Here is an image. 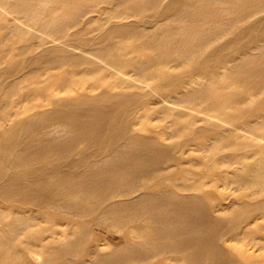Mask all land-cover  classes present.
I'll list each match as a JSON object with an SVG mask.
<instances>
[{"label":"bare ground","instance_id":"6f19581e","mask_svg":"<svg viewBox=\"0 0 264 264\" xmlns=\"http://www.w3.org/2000/svg\"><path fill=\"white\" fill-rule=\"evenodd\" d=\"M0 264H264V0H0Z\"/></svg>","mask_w":264,"mask_h":264},{"label":"rangeland","instance_id":"374dc122","mask_svg":"<svg viewBox=\"0 0 264 264\" xmlns=\"http://www.w3.org/2000/svg\"><path fill=\"white\" fill-rule=\"evenodd\" d=\"M95 232L96 233H101V234H103L106 238H107V240L108 241H110L111 243H115V242H117L118 241V234L117 233H115V232H111V231H107V230H105V229H95Z\"/></svg>","mask_w":264,"mask_h":264}]
</instances>
